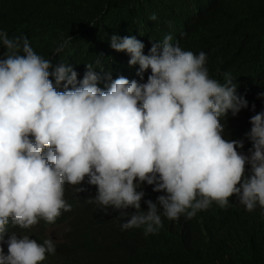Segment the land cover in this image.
I'll use <instances>...</instances> for the list:
<instances>
[{"label": "clouds", "instance_id": "obj_1", "mask_svg": "<svg viewBox=\"0 0 264 264\" xmlns=\"http://www.w3.org/2000/svg\"><path fill=\"white\" fill-rule=\"evenodd\" d=\"M152 20L128 12L119 26L91 23L96 57L77 43L87 29L46 56L0 30V264H75L52 234L60 226L84 239L73 238L70 254L108 237L105 264L126 248L134 260L135 240L176 219L195 243L237 240L264 264V91L246 151L245 140L224 137L225 124L242 128L236 115L248 107L231 74L219 82L206 54L170 33L144 35Z\"/></svg>", "mask_w": 264, "mask_h": 264}, {"label": "trees", "instance_id": "obj_2", "mask_svg": "<svg viewBox=\"0 0 264 264\" xmlns=\"http://www.w3.org/2000/svg\"><path fill=\"white\" fill-rule=\"evenodd\" d=\"M128 12L141 14L148 20L155 14L156 20L141 32L153 40L170 33L172 42L181 48L194 54L203 51L207 69L212 77L218 76L219 82L223 81L222 73L231 74L237 84V94L243 93L248 107L236 115V122L242 128L225 124L224 137L245 140L243 148L247 151L251 142L244 134L250 128L249 117L262 107L257 93L264 91V0H0V30H5L10 37L23 34L35 52L46 56L60 41L87 29L77 43L89 57H96L103 48L91 39L88 26L94 22L119 26ZM71 48L70 45L65 47L67 51ZM3 52L0 46V54ZM146 207L144 204L141 209L146 210ZM175 223L176 220L171 221L156 234L135 240L132 244L136 260L129 256L126 248L118 264H222L221 260L226 264H252L255 258L254 254H247L237 240L227 246L200 242L196 252H186L181 249L180 224ZM101 229L107 233L106 228ZM81 236V233L73 234L83 246ZM117 241L112 239L110 246L114 247ZM109 243L108 237L93 238L89 250L72 252L70 258L75 255V264L78 258L88 264L90 257H96L97 263L105 264L110 257L103 259L105 252L97 248L104 250ZM48 264H56V260Z\"/></svg>", "mask_w": 264, "mask_h": 264}, {"label": "bare ground", "instance_id": "obj_3", "mask_svg": "<svg viewBox=\"0 0 264 264\" xmlns=\"http://www.w3.org/2000/svg\"><path fill=\"white\" fill-rule=\"evenodd\" d=\"M124 70H127V69H123V71ZM125 72V71H124ZM243 84V83H242ZM241 84V85H242ZM248 86V85H247ZM246 86V87H247ZM239 88V87H238ZM241 88V87H240ZM244 89H245V87H244ZM251 89V88H250ZM240 90V89H239ZM241 91V90H240ZM243 91V90H242ZM237 92V91H236ZM245 94H247L248 93V91H243ZM247 92V93H246ZM238 93V92H237ZM240 94V93H239ZM240 95H243V93L242 94H240ZM246 96V95H245ZM83 183V182H82ZM83 185V184H82ZM71 186V191L70 192H67L66 193V195L67 194H69V193H71L72 191H75L74 190V186H72V185H70ZM152 190V186L150 185H148V189L147 190ZM147 190H144V191H147ZM72 202H74V200H71L70 202H69V204L71 205V203ZM74 210V207L71 205V209L69 210V211H67V212H62L61 213V215L62 216H64V215H68V214H71L72 213V211ZM238 216V215H237ZM184 217V216H183ZM190 219H192V218H190ZM178 221H180L179 219H176V225L177 224H180V227H184L183 226V224H182V222H178ZM201 229H204L203 228V226H201ZM184 230V229H183ZM128 232L129 233H133L131 230H129L128 229ZM183 232H185V233H180V232H178V234H179V236H180V238L182 239V242H183V247L187 250V251H189V252H196V250H197V243H195L196 241L193 239V238H191V232L190 231H188V230H186V228H185V230L183 231ZM75 233V231H70V232H68L67 234H68V236L69 237H71V240H70V238H68L67 236H63L62 234H60L56 229L53 231V235L56 237V242H57V244L60 246V247H66V246H70V249L68 250V251H66L65 253L66 254H70V251H72V249H73V247H72V242H73V234ZM144 235V234H143ZM205 236H207V235H205ZM225 236H227V233L225 234ZM5 239H7V235H5ZM114 239L115 240H117L118 238L117 237H114ZM0 246H2V245H0ZM251 247H252V250H254V245H253V243H251ZM98 249V251L99 252H101L102 253V251H104V250H102V248H97ZM198 253V252H197ZM91 258V261H87V263L88 264H97V259H96V257H90ZM76 259V256L74 255L73 257H71L70 258V255H69V261H74ZM136 260V257L134 258V261ZM64 262H67V260L66 259H64V258H59V260H58V263H64Z\"/></svg>", "mask_w": 264, "mask_h": 264}, {"label": "rangeland", "instance_id": "obj_4", "mask_svg": "<svg viewBox=\"0 0 264 264\" xmlns=\"http://www.w3.org/2000/svg\"><path fill=\"white\" fill-rule=\"evenodd\" d=\"M61 227H62V226H60V227H56L55 229H56V230H59ZM55 229H54V230H55Z\"/></svg>", "mask_w": 264, "mask_h": 264}]
</instances>
